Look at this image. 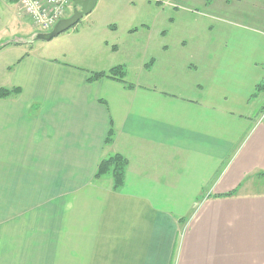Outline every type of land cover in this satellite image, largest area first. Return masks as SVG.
<instances>
[{
    "label": "crops",
    "instance_id": "1",
    "mask_svg": "<svg viewBox=\"0 0 264 264\" xmlns=\"http://www.w3.org/2000/svg\"><path fill=\"white\" fill-rule=\"evenodd\" d=\"M194 5L228 24L128 28L133 81L88 80L121 65L92 34L0 49V264H264V0Z\"/></svg>",
    "mask_w": 264,
    "mask_h": 264
},
{
    "label": "rangeland",
    "instance_id": "2",
    "mask_svg": "<svg viewBox=\"0 0 264 264\" xmlns=\"http://www.w3.org/2000/svg\"><path fill=\"white\" fill-rule=\"evenodd\" d=\"M199 7L195 10L194 0H97L88 14H84L73 26L46 41L37 39V36L48 31L33 27L15 2L0 0V32L3 34L2 38L4 37L2 41H5L0 45V49L5 51L6 48L10 49L11 44L24 43L22 49L27 50L31 47H29L31 43L37 51L47 52L50 46L74 44L90 38L92 34L98 41L107 40L110 43H117L119 52L115 55L116 60L120 61L125 71V80L133 81L139 76L138 69L142 65L139 59L146 55L147 37L144 36L143 31L130 35L127 29L132 26H225L228 24V17L223 12H206L201 6ZM112 26H116V31L111 30ZM19 27H22V30ZM169 30H171L170 39V36H173L172 30L174 33L175 29L169 27ZM175 37L177 36H174V39ZM11 40L13 41L10 42ZM153 44L152 38L150 45ZM169 45V50H173L172 44ZM7 89L13 88L7 87ZM256 180L261 184L259 186L255 184V188L260 187L264 191V179Z\"/></svg>",
    "mask_w": 264,
    "mask_h": 264
},
{
    "label": "trees",
    "instance_id": "3",
    "mask_svg": "<svg viewBox=\"0 0 264 264\" xmlns=\"http://www.w3.org/2000/svg\"><path fill=\"white\" fill-rule=\"evenodd\" d=\"M124 75L125 73L123 67L121 65H115L110 67L107 71L89 72L88 80L93 81L101 77H107L124 82ZM126 85L131 86V84H126ZM17 91H18L17 88H13V89L0 88V98H3ZM261 91H264V83H259L255 86L254 94H257ZM111 135H112V130L110 129L105 139L106 142L110 140ZM126 166H127V160L122 155L117 153L108 155L99 160L93 177L95 179H98L104 174H110L112 189L116 191L123 184ZM260 175L264 176V173ZM232 193L234 192H230L227 195H231Z\"/></svg>",
    "mask_w": 264,
    "mask_h": 264
},
{
    "label": "built area",
    "instance_id": "4",
    "mask_svg": "<svg viewBox=\"0 0 264 264\" xmlns=\"http://www.w3.org/2000/svg\"><path fill=\"white\" fill-rule=\"evenodd\" d=\"M16 3L33 27L50 30L73 10L74 0H11Z\"/></svg>",
    "mask_w": 264,
    "mask_h": 264
},
{
    "label": "water",
    "instance_id": "5",
    "mask_svg": "<svg viewBox=\"0 0 264 264\" xmlns=\"http://www.w3.org/2000/svg\"><path fill=\"white\" fill-rule=\"evenodd\" d=\"M97 0H74V9L70 16L59 20L53 28L45 33L38 34L37 39L50 40L61 32L73 26L84 14H88L95 6Z\"/></svg>",
    "mask_w": 264,
    "mask_h": 264
}]
</instances>
